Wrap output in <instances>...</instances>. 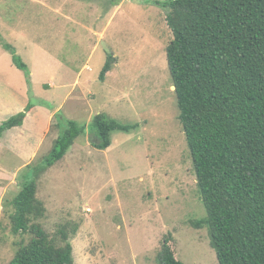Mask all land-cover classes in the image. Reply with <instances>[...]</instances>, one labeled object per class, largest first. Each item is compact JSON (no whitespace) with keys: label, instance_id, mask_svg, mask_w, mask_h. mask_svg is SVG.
I'll return each instance as SVG.
<instances>
[{"label":"rangeland","instance_id":"obj_1","mask_svg":"<svg viewBox=\"0 0 264 264\" xmlns=\"http://www.w3.org/2000/svg\"><path fill=\"white\" fill-rule=\"evenodd\" d=\"M66 1L0 0V123L24 109L17 111L21 96L49 107L50 132L45 130L34 165L50 156L58 113L63 125L70 119L88 124L103 113L133 128L112 131L107 149L95 146L98 139L87 128L62 160L42 170L37 194L46 213L39 222L51 234L64 223L79 224L70 233L75 264H160L169 235L186 264H216L208 227L192 224L207 212L179 118L166 52L173 33L163 7L157 0H75L69 13L88 26L76 31L49 11L50 5L63 11ZM41 11L45 16L35 18ZM3 42L13 45L32 74L15 65ZM109 59L111 69L101 77ZM48 69L57 82L47 80ZM24 134L16 150L17 142L22 148L33 142ZM21 159L2 148L0 264H9L28 237L14 234L9 217L11 200L31 171Z\"/></svg>","mask_w":264,"mask_h":264},{"label":"trees","instance_id":"obj_2","mask_svg":"<svg viewBox=\"0 0 264 264\" xmlns=\"http://www.w3.org/2000/svg\"><path fill=\"white\" fill-rule=\"evenodd\" d=\"M173 38L166 47L187 144L206 208L192 221L208 227L216 264H264V0H157ZM0 39L3 41L0 34ZM4 43V42H3ZM15 65L29 75L27 63L11 44ZM111 69L110 59L101 77ZM36 103L0 123L3 133L22 126ZM59 134L50 156L31 169L11 200L14 234H27L9 264H75L71 234L79 224L64 223L55 234L39 222L46 207L38 197L39 173L62 160L89 128L95 146H111V132L129 131L106 114L88 124L56 115ZM164 238L160 264H186Z\"/></svg>","mask_w":264,"mask_h":264},{"label":"crops","instance_id":"obj_3","mask_svg":"<svg viewBox=\"0 0 264 264\" xmlns=\"http://www.w3.org/2000/svg\"><path fill=\"white\" fill-rule=\"evenodd\" d=\"M75 4H76L75 0H67L63 5V8H62L63 11L56 10L51 5H50L51 10H49V11L55 15H57V14L62 15L64 18L70 20L71 29L75 28L76 31H79V30H85L86 31L88 29L87 24L85 22L77 20L75 18V16H71L72 13H69V11L75 12V9L73 8V6ZM43 14H45V13L42 12V15L35 16V18L40 19L42 16L43 17L45 16ZM38 21H40V20H38ZM66 23H69V21ZM107 23H109V22H107ZM60 62L61 61H57L56 63L59 64L60 69L64 71L65 68L63 66H66V65L64 63H60ZM37 67H38V65H37ZM52 70L53 69L47 70V75H48L47 80L57 82L58 76ZM33 72L34 71L31 70V74ZM69 94L70 93H67V95H69ZM19 99H21V100H18L19 103H17V106H19V107L17 108V111H20L21 109L25 108V106L28 104V100L26 99L25 96H21V97H19ZM11 105H14V104H11ZM48 108L49 107L42 106L41 104H38V105L36 104L35 107H33L31 112L28 114V116L25 119V122L22 126L15 127V128H12V129L5 131L3 133V136L1 137L0 153L2 152V148L6 147L9 151L14 150L15 152H17L21 156V158H22L21 161L24 163L21 167L26 166L29 163H32L39 153V149H40V146L44 142V138L50 132V128H51L50 125L52 123V119H51L52 117L49 116L50 119L47 118V114L49 115V112H51ZM58 112H59V107H57L55 110V113H58ZM41 114H45L46 116H44V118H41L40 117ZM28 123H32V125L33 126L35 125V127H32L31 130H27L26 128L28 126ZM39 123H41V124L39 125ZM47 129H48V131H47L48 133L45 131ZM23 134H24V136L27 135V137H30L33 142L30 144H24L25 146H23V148L20 145V144H23V141L17 142L16 144L18 145L17 147L19 150H16L14 144L17 141L18 136L23 135ZM25 140H26V136H25Z\"/></svg>","mask_w":264,"mask_h":264}]
</instances>
